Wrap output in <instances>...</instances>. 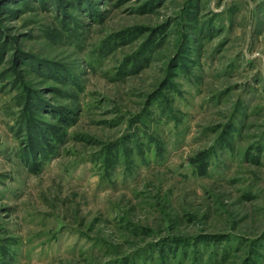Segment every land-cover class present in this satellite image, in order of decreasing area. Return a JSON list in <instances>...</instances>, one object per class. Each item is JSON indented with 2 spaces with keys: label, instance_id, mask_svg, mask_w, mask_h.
<instances>
[{
  "label": "rangeland",
  "instance_id": "1",
  "mask_svg": "<svg viewBox=\"0 0 264 264\" xmlns=\"http://www.w3.org/2000/svg\"><path fill=\"white\" fill-rule=\"evenodd\" d=\"M0 264H264V0H0Z\"/></svg>",
  "mask_w": 264,
  "mask_h": 264
}]
</instances>
